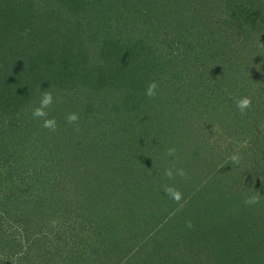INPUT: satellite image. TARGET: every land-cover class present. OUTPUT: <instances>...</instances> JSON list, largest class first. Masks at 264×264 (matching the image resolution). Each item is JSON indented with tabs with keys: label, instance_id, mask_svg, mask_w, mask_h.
<instances>
[{
	"label": "trees",
	"instance_id": "obj_1",
	"mask_svg": "<svg viewBox=\"0 0 264 264\" xmlns=\"http://www.w3.org/2000/svg\"><path fill=\"white\" fill-rule=\"evenodd\" d=\"M199 119L246 141L232 184L231 160L189 180L208 199L187 232L227 248L264 223V0H0V264H117L126 225L162 212L167 158L191 162L182 182L198 169L181 143Z\"/></svg>",
	"mask_w": 264,
	"mask_h": 264
},
{
	"label": "rangeland",
	"instance_id": "obj_2",
	"mask_svg": "<svg viewBox=\"0 0 264 264\" xmlns=\"http://www.w3.org/2000/svg\"><path fill=\"white\" fill-rule=\"evenodd\" d=\"M157 112L156 110H152L154 119L157 117ZM202 120H194L197 124L192 129L189 128L191 130L190 140L188 139L189 134L188 137L183 136L182 140L185 138L189 140V143L183 145L182 141H180L182 146H186V148H183L187 151V154L184 155L186 157L191 154L194 155L195 150L200 146V157L198 162L196 161L198 169L191 172L192 174L188 179L189 183L182 182L180 180L181 170H184L185 166H192L191 162L188 163L185 157V159H181L178 155L174 159L167 158L168 161L166 160L164 163L169 165L166 166V173L161 178V184L160 186L154 185V189L161 194L160 196L165 198L163 202L161 201L162 205L160 203L157 207L161 208L162 212L161 214H151L149 218L139 220L136 217L133 219V222H129L126 225L119 238L123 250L121 249V253L119 252L117 255V264H139L141 261H144L141 260V257L146 256V261L151 258L154 259L152 264H264V230H259L263 227L264 223H259L256 228H254L252 222L248 225L243 224L242 228H233V231L220 238L221 240H225L224 245H227V248L225 246L218 248L215 244L209 245L201 240L196 244L191 232H187L188 227L197 222L195 217L198 216L199 212L205 210L203 199H208L207 187L203 186L197 191L200 185H192L190 181L194 180L195 176L198 177L199 174L206 181L209 172L217 168L220 171L226 172L223 166L231 160L230 166H232V169L226 172L227 176L225 178L227 177L226 181L232 184L231 180L233 178L231 175L236 173V169L234 168L236 161L233 158L234 151L242 149L246 144V141H238L241 143L240 145L236 142V137L226 133L227 130L211 127L208 125L209 123H205ZM153 133V129L147 131L148 135ZM170 150L171 148L168 150L169 154H171ZM240 165L242 163H239V167L237 166L238 168H236L242 172ZM168 170H172V176L168 175ZM154 182L155 179L153 178ZM164 185L166 186L165 192H162V186ZM239 185L240 182L238 183L237 181V184L233 186L234 193L239 192ZM123 188L125 186L122 184L118 186L117 190H119V194ZM168 188L179 191L182 194L181 200H173L166 192ZM246 189L247 186L244 183L241 193L239 192L243 198L246 196ZM164 213L165 215L167 214L166 220ZM247 214L260 218V212L257 209H251ZM197 228L199 229L200 227L197 226ZM224 229H226V224ZM253 229L256 230V233H253ZM215 233L217 235L222 234L221 231L218 232L217 230H215ZM203 238L201 236V239ZM230 242L234 243V246L231 248L234 253L230 250ZM129 254H133L134 258L132 260L124 259ZM136 258L140 261H135ZM103 262L97 261L92 264H105Z\"/></svg>",
	"mask_w": 264,
	"mask_h": 264
},
{
	"label": "clouds",
	"instance_id": "obj_3",
	"mask_svg": "<svg viewBox=\"0 0 264 264\" xmlns=\"http://www.w3.org/2000/svg\"><path fill=\"white\" fill-rule=\"evenodd\" d=\"M157 84L156 82H152L148 85L147 89L145 90V94L149 97H153L156 95L157 93ZM54 99L51 93H45V95L43 96V98L40 101V107H37L35 109V111L32 113V115L34 117H44L46 115L45 109L48 108L51 104H53ZM251 104V99L250 98H242L238 101L237 106L238 108L243 111L246 108H248ZM79 119L78 115L76 113H71L68 115L67 120L68 122L72 123V122H76ZM56 125V121L55 119H46L44 121V127L45 128H54ZM181 175H183L184 173L181 171L180 173ZM169 176H172L173 173L171 171L168 172ZM166 192L168 193V195L175 201H180L182 194L177 191L174 190L172 188H168L166 189ZM257 201V197L253 196L251 197L247 203L248 204H253Z\"/></svg>",
	"mask_w": 264,
	"mask_h": 264
}]
</instances>
